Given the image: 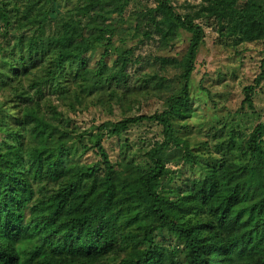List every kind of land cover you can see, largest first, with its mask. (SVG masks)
I'll use <instances>...</instances> for the list:
<instances>
[{
  "label": "trees",
  "instance_id": "1",
  "mask_svg": "<svg viewBox=\"0 0 264 264\" xmlns=\"http://www.w3.org/2000/svg\"><path fill=\"white\" fill-rule=\"evenodd\" d=\"M129 1L112 2L111 20L104 0H0V264H264V122L227 146L228 160L207 161L204 142L180 135L204 42L196 19L264 44V0H199L182 12L153 0L125 18ZM149 41L150 66L131 76ZM261 79L243 88L248 106ZM151 100L162 107L132 112ZM113 103L119 120L94 133L67 127L65 111ZM140 124L160 139L137 151L123 138L111 162L102 137ZM89 150L97 163L69 162ZM117 244L126 251L115 261Z\"/></svg>",
  "mask_w": 264,
  "mask_h": 264
},
{
  "label": "rangeland",
  "instance_id": "2",
  "mask_svg": "<svg viewBox=\"0 0 264 264\" xmlns=\"http://www.w3.org/2000/svg\"><path fill=\"white\" fill-rule=\"evenodd\" d=\"M113 1L116 0H104L102 11L111 20L115 19L110 10ZM198 2L199 0H175L174 5L177 11L182 12L186 10L187 4L194 5ZM153 3V0H130L124 16L128 18L130 14L153 6ZM63 7L64 5H61L57 10L58 15H66L67 10ZM81 20L85 22L87 17L82 16ZM196 22L203 27L204 42L197 52L195 67L189 81L191 115L181 129L180 135H185L183 137H187L192 142H204L205 146L198 148L204 151L203 158L207 161L221 158L228 160L227 146L241 144L256 124L264 122V79L255 86L251 106L242 102L243 88L252 84L261 71H264V44L261 41L234 42L232 37L220 34L214 21L209 18H198ZM120 30L116 38L124 36ZM156 44L155 41H149L137 47L134 52L137 60L132 61L128 66V73L131 76L142 73L150 66L148 62L151 60L150 55L155 52ZM176 47L180 49L182 44L179 42ZM118 106L113 103L110 110L92 106L76 112L65 111L66 117L71 120L67 127L79 132L91 130L94 133L96 129H91L92 126L123 117ZM141 106L140 109H134L132 112L145 111L151 114L162 107L158 100L143 102ZM158 132L159 128L155 125L140 124L132 126L119 138L103 136L101 145L114 163L119 159V142L123 138H127L134 145L135 150L141 151L137 148L139 145L147 146L153 140L160 139ZM99 159L98 154L89 150L81 156L70 157L69 162L76 165L94 164ZM168 167L173 169L174 175L179 169L172 164ZM170 184L171 181L166 183L167 186ZM117 247L111 253L115 261L126 251L118 244Z\"/></svg>",
  "mask_w": 264,
  "mask_h": 264
}]
</instances>
